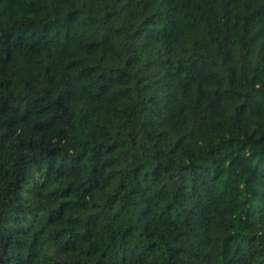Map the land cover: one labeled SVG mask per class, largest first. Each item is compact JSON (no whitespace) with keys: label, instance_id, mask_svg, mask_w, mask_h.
Returning a JSON list of instances; mask_svg holds the SVG:
<instances>
[{"label":"trees","instance_id":"obj_1","mask_svg":"<svg viewBox=\"0 0 264 264\" xmlns=\"http://www.w3.org/2000/svg\"><path fill=\"white\" fill-rule=\"evenodd\" d=\"M0 264H264V0H0Z\"/></svg>","mask_w":264,"mask_h":264}]
</instances>
